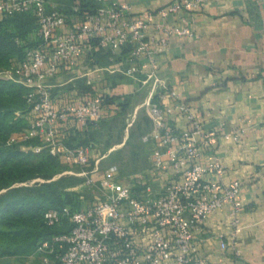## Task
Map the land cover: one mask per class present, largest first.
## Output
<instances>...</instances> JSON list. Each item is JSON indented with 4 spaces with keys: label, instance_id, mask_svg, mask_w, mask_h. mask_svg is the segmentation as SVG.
<instances>
[{
    "label": "built area",
    "instance_id": "1",
    "mask_svg": "<svg viewBox=\"0 0 264 264\" xmlns=\"http://www.w3.org/2000/svg\"><path fill=\"white\" fill-rule=\"evenodd\" d=\"M94 1L96 7L84 14L79 13L80 5L74 4L80 17L70 21L52 7V0H0V18L31 14L40 39L21 61L0 72V78L16 80L29 89L28 126L12 135L10 142L38 138L42 145L30 147L34 152L46 147L66 163L90 166L88 149L66 147L58 124L72 119L84 129L88 123L100 121L106 94L94 90L78 101L56 107L54 86L49 81L64 71L75 72L93 45L112 58L128 48L125 75L141 77L150 88L143 107L153 126L142 140L153 147L151 169H172L173 173L156 192L143 173L122 178L117 166L106 170L94 166L85 183L99 188L102 197L81 210H47L44 221L48 226L61 225L67 219L70 227L41 241L36 256L44 264H209L197 253L204 240L201 226L205 218L224 208L229 209L232 231L229 241L223 238L220 245L239 253L243 184L238 179L225 180L227 168L215 140L222 135L237 142L240 135L227 132L222 124L206 129L190 105L162 78L156 60V55L169 49L171 36L194 37L193 13L208 0H166L144 18L133 15L128 0ZM168 95L174 100L172 106L162 104ZM173 113L187 119V128L172 125L169 116ZM148 233V242L141 244L140 238Z\"/></svg>",
    "mask_w": 264,
    "mask_h": 264
},
{
    "label": "crops",
    "instance_id": "2",
    "mask_svg": "<svg viewBox=\"0 0 264 264\" xmlns=\"http://www.w3.org/2000/svg\"><path fill=\"white\" fill-rule=\"evenodd\" d=\"M128 1L133 15L143 18L166 4V0ZM72 4L71 0H52V7L70 21L80 17L71 9ZM192 18L194 37L171 36L169 49L156 55L160 75L178 92L180 100L190 105L206 129L222 124L227 132L240 135L237 142L220 135L215 148L227 168L225 180L238 179L243 184L239 253L220 245L223 238L229 241L227 236L232 231L228 208L204 219L201 226L204 240L197 253L209 264H264V0H208ZM97 58H107V64L99 63ZM128 66L127 54L112 58L93 45L75 72L64 71L50 79L55 106L78 101L98 90L115 96L113 102L105 104L104 118L122 112L119 104L126 98L130 102L128 113L136 117L145 109L143 104L150 88L142 83L141 77L126 76ZM59 76L66 78L60 80ZM79 84L86 86L82 88ZM155 99L159 100V96ZM162 102L164 106H172L174 100L168 95ZM169 119L178 128L188 126L187 119L175 113ZM58 128L64 135V145L71 130L82 129L72 119L58 124ZM127 136L125 133L123 141ZM149 148L151 164L142 173L147 177L145 182L159 192L173 170L153 171L152 145ZM92 151L95 149L89 150L90 157L94 166H98L103 155ZM149 235L141 237L140 243H147Z\"/></svg>",
    "mask_w": 264,
    "mask_h": 264
},
{
    "label": "trees",
    "instance_id": "3",
    "mask_svg": "<svg viewBox=\"0 0 264 264\" xmlns=\"http://www.w3.org/2000/svg\"><path fill=\"white\" fill-rule=\"evenodd\" d=\"M71 1L72 10L74 4L80 5V14L91 12L96 7L94 0ZM38 28L31 14L0 18V72L10 69L24 58L27 49L40 43ZM33 34H36V39L32 37ZM127 53L128 48L122 52ZM104 54L111 56L109 53ZM82 86L79 84V87ZM28 91L26 86L16 80L0 78V264L11 257L36 256L35 252L41 241L66 231L60 229L62 224L48 226L45 223L44 214L47 210L64 207H70L72 211L80 210L78 200L74 201L76 193L67 189L74 184L73 178L62 176L53 180L66 163L60 156L53 155L46 147L40 152H34L30 147L42 145L38 138L10 142L12 135H19L28 126ZM114 99L115 96L106 95V103H111ZM119 105L122 113L129 111L128 98ZM108 120L109 118H103L98 122L88 123L84 129L71 130L64 141L65 145L78 148L93 143L92 130L97 128V124ZM152 126L150 119V128L145 134L152 130ZM123 128L125 130V125ZM130 137L129 134L128 140ZM121 141L122 139L118 142ZM145 145L150 147V144ZM22 146H27L28 149L24 150ZM90 162H94V159L91 158ZM36 178L45 181L30 184Z\"/></svg>",
    "mask_w": 264,
    "mask_h": 264
},
{
    "label": "rangeland",
    "instance_id": "4",
    "mask_svg": "<svg viewBox=\"0 0 264 264\" xmlns=\"http://www.w3.org/2000/svg\"><path fill=\"white\" fill-rule=\"evenodd\" d=\"M33 38L36 34L32 35ZM36 39V38H35ZM99 63L103 65L107 64V58H97ZM60 80L66 77L59 76ZM67 86V85H65ZM104 89V88H102ZM89 91V90H87ZM135 115V114H134ZM128 112H120L113 117H109V120L100 125H96V129L92 130L91 141L93 143L84 144V148L92 151L95 155L101 152L103 159L98 164V167L102 170H106L111 166H117L119 175L122 178H128L129 176L142 173L150 167V148L142 141V136L150 128V119L143 109L140 110L136 117ZM130 126L128 127V124ZM125 125V130L123 126ZM128 127V128H127ZM130 131V132H129ZM124 133L131 135L130 139L124 140ZM121 142H118L121 140ZM91 146H93L91 148ZM71 148V147H69ZM75 149V148H71ZM90 166L84 168L77 166L76 164L64 163L61 171L56 174L53 180H57L62 176H68L73 178L74 184L67 189L76 193L74 201L78 200L77 204L81 209H85L90 206L97 197H102L101 190L99 188H90L86 185L87 176H90L91 170L94 167V162H90ZM88 172L87 175L81 173ZM36 181L44 182L42 178H36L30 182L33 184ZM27 184V183H23ZM142 188L141 186H139ZM70 222L65 219L62 222L60 229L69 228ZM3 264H44L37 256H20L11 257L3 260Z\"/></svg>",
    "mask_w": 264,
    "mask_h": 264
}]
</instances>
